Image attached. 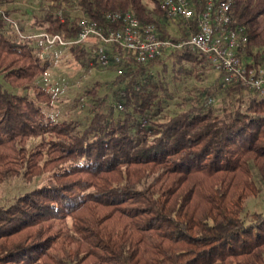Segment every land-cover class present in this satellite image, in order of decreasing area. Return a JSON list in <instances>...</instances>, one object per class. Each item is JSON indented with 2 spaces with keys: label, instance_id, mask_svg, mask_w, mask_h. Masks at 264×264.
Instances as JSON below:
<instances>
[{
  "label": "trees",
  "instance_id": "1",
  "mask_svg": "<svg viewBox=\"0 0 264 264\" xmlns=\"http://www.w3.org/2000/svg\"><path fill=\"white\" fill-rule=\"evenodd\" d=\"M10 1L0 0V181L46 177L0 203V264H264V213L244 212L255 174L264 182V94L222 85L217 72L216 85L171 112L172 88L213 68L206 57L184 46L139 61L112 43L113 100L94 85L89 116L58 118L54 94L36 82L51 62L13 29ZM160 1L48 0L37 24L72 39L84 15L105 31L118 25L107 11L133 9L162 38L197 29L201 4L188 27ZM231 1L247 36L242 55L263 65L264 0ZM95 45L63 46L90 67L101 63Z\"/></svg>",
  "mask_w": 264,
  "mask_h": 264
},
{
  "label": "built area",
  "instance_id": "2",
  "mask_svg": "<svg viewBox=\"0 0 264 264\" xmlns=\"http://www.w3.org/2000/svg\"><path fill=\"white\" fill-rule=\"evenodd\" d=\"M202 6L196 17L197 29L189 37L175 41L162 38L154 24L141 23L133 9L111 10L105 13L106 19L118 23L116 28L102 31L96 22L87 16L79 21L78 35L64 39L58 34L41 32L47 43L80 44L94 43L93 51L101 63L108 65L111 54L106 51L108 44H117L130 50L139 61H145L163 51L188 46L204 55L212 67L221 74L222 85L239 84L245 90H256L264 94V65H254L242 55L247 36L244 27L233 17L231 0H161L160 5L172 19H181L190 26L197 5ZM57 13L62 16L61 10ZM114 56L118 61L120 56Z\"/></svg>",
  "mask_w": 264,
  "mask_h": 264
},
{
  "label": "rangeland",
  "instance_id": "3",
  "mask_svg": "<svg viewBox=\"0 0 264 264\" xmlns=\"http://www.w3.org/2000/svg\"><path fill=\"white\" fill-rule=\"evenodd\" d=\"M145 1L151 2V0ZM6 4L7 8H10L7 19L14 25L13 29L18 30L22 27L25 32L30 33L29 35L33 38L35 46H41L40 51H37L38 54L51 62L50 67L36 79V82L46 85L54 94L52 114H55L58 118H84L89 116L87 104L90 98L85 92L86 89L94 85L98 87V95L108 93L109 101L113 100L112 92L117 89V86L112 84L111 81L120 69L103 63L86 67L72 56L66 46L47 43L40 35L43 29L37 24V21L43 15L44 8L48 7V0H12ZM66 11L72 15L78 13L77 8L67 7ZM168 27L172 31L176 30L173 22H170ZM196 72L200 73V78L193 75L186 77V80L178 82L177 86L172 88L173 101L169 105L171 112L180 107V105L173 102L184 100L189 103L188 100L191 96L198 95L204 88L212 87L219 82L218 73L213 68L206 67ZM76 102L77 105L73 106ZM207 103L218 107L223 103V98L209 96ZM45 177H34L27 181L21 175H10L5 180L0 181V203L8 202L24 190L40 184ZM255 177L259 190L257 193L246 197L244 212L262 211L264 213V182L257 174H255Z\"/></svg>",
  "mask_w": 264,
  "mask_h": 264
}]
</instances>
